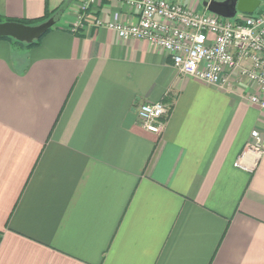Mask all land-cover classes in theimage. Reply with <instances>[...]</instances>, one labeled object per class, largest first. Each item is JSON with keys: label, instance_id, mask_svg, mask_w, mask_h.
Wrapping results in <instances>:
<instances>
[{"label": "crops", "instance_id": "1", "mask_svg": "<svg viewBox=\"0 0 264 264\" xmlns=\"http://www.w3.org/2000/svg\"><path fill=\"white\" fill-rule=\"evenodd\" d=\"M81 2L0 0V16L57 21L34 46L0 37V264H264L257 85L182 75L95 25L136 24L124 0H96L73 32ZM157 101L161 133L137 116Z\"/></svg>", "mask_w": 264, "mask_h": 264}, {"label": "built area", "instance_id": "2", "mask_svg": "<svg viewBox=\"0 0 264 264\" xmlns=\"http://www.w3.org/2000/svg\"><path fill=\"white\" fill-rule=\"evenodd\" d=\"M95 1L82 0L77 19L69 26L71 31L84 27ZM124 1L138 11L136 24L123 23L115 16L108 23L97 18L95 25L113 29L120 38L149 41L170 54L180 74L210 85L225 87L232 77L247 79L258 87L249 100L264 109V7L252 14L240 12L234 18H224L207 8L196 10L180 1ZM167 113L168 107L161 101L137 106L141 125L157 133H161ZM252 136L249 149L263 155L264 138L258 130Z\"/></svg>", "mask_w": 264, "mask_h": 264}, {"label": "water", "instance_id": "3", "mask_svg": "<svg viewBox=\"0 0 264 264\" xmlns=\"http://www.w3.org/2000/svg\"><path fill=\"white\" fill-rule=\"evenodd\" d=\"M264 0H207L204 6L212 13L224 18H234L238 13L252 14ZM57 23L55 17L38 24L29 25L18 21L0 22V37H11L17 41L31 44L40 39Z\"/></svg>", "mask_w": 264, "mask_h": 264}, {"label": "trees", "instance_id": "4", "mask_svg": "<svg viewBox=\"0 0 264 264\" xmlns=\"http://www.w3.org/2000/svg\"><path fill=\"white\" fill-rule=\"evenodd\" d=\"M52 15H50L49 13H46L43 17L39 18V19H35V20H26V19H13V18H8V17H3V16H0V22H5V21H18V22H22V23H25V24H29V25H34V24H38L42 21H45L47 19H49ZM52 29V28H51ZM49 29V31L51 30ZM46 34V33H45ZM44 36V35H43ZM42 36V37H43ZM42 37L36 41H34L33 43L31 44H27V43H23V42H20V41H17L11 37H5V38H9L11 40H13L14 42L16 43H19V44H22V45H27V46H34V45H37Z\"/></svg>", "mask_w": 264, "mask_h": 264}, {"label": "rangeland", "instance_id": "5", "mask_svg": "<svg viewBox=\"0 0 264 264\" xmlns=\"http://www.w3.org/2000/svg\"><path fill=\"white\" fill-rule=\"evenodd\" d=\"M264 7V2L262 3V5L260 6V8ZM205 10V9H204Z\"/></svg>", "mask_w": 264, "mask_h": 264}]
</instances>
